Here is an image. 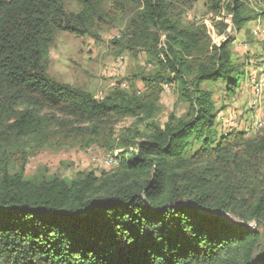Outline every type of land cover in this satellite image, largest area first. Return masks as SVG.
Segmentation results:
<instances>
[{"label":"trees","instance_id":"obj_1","mask_svg":"<svg viewBox=\"0 0 264 264\" xmlns=\"http://www.w3.org/2000/svg\"><path fill=\"white\" fill-rule=\"evenodd\" d=\"M76 1L81 11L75 14L65 0H0V151L12 139L36 137L44 122L48 129L53 120L40 113L45 109L61 114L62 129L85 125L77 130L96 142L112 117L147 123L148 133L125 140L118 167L100 176L37 180L0 165V264H249L264 248V234L225 215L264 228V176L250 200L220 184L230 170L251 178L264 162V137L224 135L214 94L204 87L241 88L245 74L229 42L194 66L195 54L206 52L205 32L178 25L164 0H122L143 7L133 34L156 60L155 72L140 79L152 90L146 97L117 90L97 100L48 74L57 32L91 35L108 0ZM223 1L211 0V12ZM246 1L227 6L237 31L254 19L243 14ZM172 83L189 109L162 126L154 121L157 88ZM195 143L201 150L192 157Z\"/></svg>","mask_w":264,"mask_h":264},{"label":"rangeland","instance_id":"obj_2","mask_svg":"<svg viewBox=\"0 0 264 264\" xmlns=\"http://www.w3.org/2000/svg\"><path fill=\"white\" fill-rule=\"evenodd\" d=\"M233 1L224 0L223 8L216 14L211 12V0H164L178 25L205 32L206 52L195 54L194 66L206 62L214 46L229 42L235 62L245 74L241 88L230 93L221 84H205L204 87L214 94L213 99L220 112L217 126L224 135L244 132L246 139L258 140L264 137V91L263 95L257 96L252 79L264 70V32L254 35L253 31L264 29V0L246 1L243 14L254 19L238 31L232 27V15L227 7L232 6ZM65 6L68 13L81 11L76 0H65ZM102 10L103 15L96 21L91 35L77 37L65 31L57 32L50 52L48 74L57 82L89 91L97 100L117 90L146 97L152 88L140 79L153 74L157 63L148 51L149 46L133 34L137 30L133 24L143 7L137 1L108 0ZM165 41L162 36L161 49H166ZM157 90L158 113L154 121L164 126L171 115L180 118L188 113L189 105L176 83L164 84ZM40 113L53 120L48 129L44 122L42 133L36 137L12 139L0 151V165L6 163L12 174L24 172L26 178L37 180L52 176L74 180L85 173L100 176L118 167L109 168L105 160L116 157L119 165L118 156L124 152L121 144L125 140L136 132L147 134L149 129L147 123L141 124L134 118L112 117L101 127L99 141L96 142L88 132L77 130L85 125L62 129L59 123L64 118L58 111L45 109ZM107 142L110 143L108 146ZM200 148V144L195 143L190 156H196ZM250 175L251 178H245L243 174L230 170L221 179L220 187L234 189L240 201L250 200L258 195L259 189L255 186L262 184L264 162L254 166ZM225 217L235 226L264 234V228L256 223L244 225L232 215ZM263 255L261 244L249 264H259Z\"/></svg>","mask_w":264,"mask_h":264},{"label":"built area","instance_id":"obj_3","mask_svg":"<svg viewBox=\"0 0 264 264\" xmlns=\"http://www.w3.org/2000/svg\"><path fill=\"white\" fill-rule=\"evenodd\" d=\"M232 21V20H231ZM233 23V22H232ZM232 27L235 29L234 24H232ZM261 32H264L261 29H256L253 31L254 35H260ZM253 81V91L255 92V94L257 96H261L263 95V91H264V70L257 76H255V78L252 79ZM255 105V102H254ZM260 125H262V123H260ZM105 163L107 164V166L110 168H114L118 166V160L116 157H112V158H107L105 160Z\"/></svg>","mask_w":264,"mask_h":264}]
</instances>
